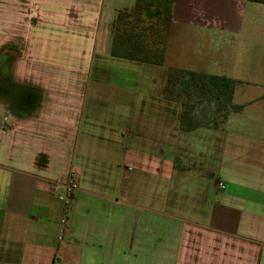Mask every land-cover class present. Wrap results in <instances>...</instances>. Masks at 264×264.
<instances>
[{"label":"crops","instance_id":"1","mask_svg":"<svg viewBox=\"0 0 264 264\" xmlns=\"http://www.w3.org/2000/svg\"><path fill=\"white\" fill-rule=\"evenodd\" d=\"M195 1L174 0L162 64L168 68L158 80V66L111 55L117 17L133 14L136 0H0V264H28L31 257L39 259L37 264H55L57 255L62 261L56 264H90V258L93 264H112V259L117 264L127 250L122 219H72L65 216L64 204L63 213L56 207L50 217L48 205L54 189L77 185L68 172L77 147L88 159L83 144H116L113 135L118 140L121 130L124 142L149 141L171 149L168 154L126 155L124 165L141 162L145 168L142 164L149 163L157 175L166 164L189 181L187 192L197 195L169 208L183 210L189 219L174 217L167 237L164 233L159 247L153 246L151 264H258L264 252V119L244 111L257 100L244 103L222 130L184 132L179 104L163 96L172 70L224 75L197 70L192 65L202 62L175 57L180 34H231L190 26L202 14L193 10ZM222 1L249 17L264 14L262 4ZM136 18L149 26L158 13L141 11ZM122 28L120 33L130 30ZM225 77L237 80L233 74ZM106 106L110 117L102 119L96 108ZM94 124L102 126L99 138L90 132ZM63 171L69 177L65 183L57 180ZM62 216L67 240L58 239ZM16 252L19 261L13 260Z\"/></svg>","mask_w":264,"mask_h":264},{"label":"rangeland","instance_id":"2","mask_svg":"<svg viewBox=\"0 0 264 264\" xmlns=\"http://www.w3.org/2000/svg\"><path fill=\"white\" fill-rule=\"evenodd\" d=\"M226 3L222 0L195 1L193 10H200L203 15L200 14L192 19L190 26L228 29L231 34L223 33L222 30L217 31L213 37L209 34H201L202 37L199 34H180V40L175 41V57L181 56L182 60L187 59L195 63L202 62L204 65L201 67L192 65L197 70L207 68L211 74H224L223 76L233 74L237 79L235 81L239 82L235 89L236 100L233 103L243 106L250 100H257L244 111L253 117L264 119V31L250 30L251 26L264 27V14L256 13L253 17H249L248 12L240 14L241 8L232 9ZM239 27L242 29L240 33L237 32ZM183 47L184 50L181 49ZM71 67L63 66L65 69ZM155 68L156 78L159 80V75H162L168 67L162 65ZM115 70L116 68L111 73L115 74ZM105 78L108 79V74ZM178 109L180 111V107ZM96 111L98 117L102 119L110 117L108 106L98 107ZM100 127L102 126L94 124L90 129L92 134L97 135L96 138L102 136ZM85 128L84 126L82 130ZM121 131H117L118 140L117 136L113 135L116 144L106 145L98 140L83 144L84 156H88V159H83L78 147L76 152H73L71 166L69 165L71 168L68 172L71 180L77 184L75 185L77 190L70 195V197L74 195V200L69 198L66 202L65 216H70L72 219L88 217L112 221L117 218L122 219L121 237L126 235L127 250L122 252L117 264H151L153 246L159 247L164 233L167 237L168 225H173L172 220H176L174 217L189 219L182 215L183 210L180 213L169 208H172L173 203L179 205L190 196L193 199L197 195H190L186 190L189 181L181 174L172 172L166 164L161 165L157 175L149 163L142 164H146L145 168L141 167V162L137 165L129 161L124 165L126 155L131 158L132 153L137 152L143 156H151L152 153L161 150V154H168L171 149L157 147L149 141L138 145L132 140L124 142L125 132ZM176 165V170L179 171L183 167L182 159L177 161ZM78 168L83 169L82 173L80 171L81 174L76 172L79 171ZM64 175V171L62 176L58 175V182L67 181L69 177L66 178ZM54 192L56 193L53 197L50 196L48 205L53 210L50 217L55 214L56 207L58 211L61 210L60 212L63 208V202L58 198L64 195V188L57 187ZM71 207L73 210H70ZM112 221L111 225L114 224ZM66 227L67 224L64 223L61 227L60 239L63 238ZM63 240L67 239L63 238ZM14 259L19 261L18 252ZM58 260L62 261L59 255L54 257L55 264ZM88 260L90 264L94 263L93 259ZM38 261L39 259L31 257L28 264H37ZM113 262L114 259L112 264ZM258 264H264V252Z\"/></svg>","mask_w":264,"mask_h":264},{"label":"trees","instance_id":"3","mask_svg":"<svg viewBox=\"0 0 264 264\" xmlns=\"http://www.w3.org/2000/svg\"><path fill=\"white\" fill-rule=\"evenodd\" d=\"M262 4L264 0H247ZM174 0H136L133 14L121 13L117 17L111 55L161 66L165 56L166 32L172 20ZM154 9L158 18L153 25L136 18L141 11ZM120 27L130 28V32L120 33ZM155 27L159 28L158 37L153 35ZM137 30L138 32H136ZM238 81L225 76L209 75L196 71H170L163 96L179 104V128L190 132L199 128L222 130L232 114L242 111L243 106L233 103V95Z\"/></svg>","mask_w":264,"mask_h":264},{"label":"built area","instance_id":"4","mask_svg":"<svg viewBox=\"0 0 264 264\" xmlns=\"http://www.w3.org/2000/svg\"><path fill=\"white\" fill-rule=\"evenodd\" d=\"M77 190V187L73 184H67L65 187H64V195L62 197H60L61 201L63 202L64 205H66V202L68 201V199L70 198V195L72 192L76 191ZM66 223L64 217L62 216L60 218V224H59V230H58V239L60 238V234L62 233V225Z\"/></svg>","mask_w":264,"mask_h":264}]
</instances>
